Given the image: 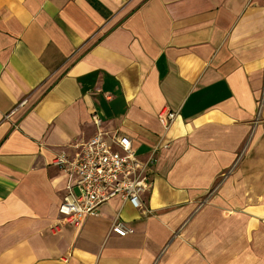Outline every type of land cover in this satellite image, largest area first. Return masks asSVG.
<instances>
[{"label":"crops","instance_id":"0c3cea01","mask_svg":"<svg viewBox=\"0 0 264 264\" xmlns=\"http://www.w3.org/2000/svg\"><path fill=\"white\" fill-rule=\"evenodd\" d=\"M98 129L149 161L152 213L53 229V161ZM0 264H264V0H0Z\"/></svg>","mask_w":264,"mask_h":264},{"label":"built area","instance_id":"2783aa9c","mask_svg":"<svg viewBox=\"0 0 264 264\" xmlns=\"http://www.w3.org/2000/svg\"><path fill=\"white\" fill-rule=\"evenodd\" d=\"M261 105L260 102L259 108ZM158 117L169 127L176 113L162 110ZM94 118L99 126L100 120ZM53 164L68 176L66 192L58 207L60 218L53 229L58 230L65 224L79 226L86 217L98 216L100 206L114 197L128 202L144 216L152 213L142 200V194L151 186L149 161L138 158L131 140L125 135L98 129L80 144L79 152L73 157L57 155ZM110 231L126 236L133 229L116 219Z\"/></svg>","mask_w":264,"mask_h":264}]
</instances>
